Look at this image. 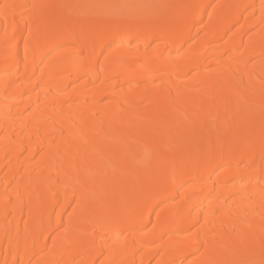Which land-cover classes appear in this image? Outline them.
Returning a JSON list of instances; mask_svg holds the SVG:
<instances>
[{"label":"bare ground","instance_id":"bare-ground-1","mask_svg":"<svg viewBox=\"0 0 264 264\" xmlns=\"http://www.w3.org/2000/svg\"><path fill=\"white\" fill-rule=\"evenodd\" d=\"M139 2L0 0V264H264V0Z\"/></svg>","mask_w":264,"mask_h":264},{"label":"rangeland","instance_id":"rangeland-1","mask_svg":"<svg viewBox=\"0 0 264 264\" xmlns=\"http://www.w3.org/2000/svg\"><path fill=\"white\" fill-rule=\"evenodd\" d=\"M74 1L76 3V0ZM139 1L140 2L138 4H140L143 0ZM128 2H134V0H82V6L85 7L89 5L91 9H99L101 11L100 17H103L108 14L109 11L128 5Z\"/></svg>","mask_w":264,"mask_h":264},{"label":"snow or ice","instance_id":"snow-or-ice-1","mask_svg":"<svg viewBox=\"0 0 264 264\" xmlns=\"http://www.w3.org/2000/svg\"><path fill=\"white\" fill-rule=\"evenodd\" d=\"M16 7H18L17 5H9V4H5L3 5V8L5 10L4 14H5V17H7L8 15V10L9 9H15ZM35 7V6H34Z\"/></svg>","mask_w":264,"mask_h":264}]
</instances>
